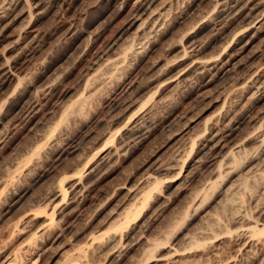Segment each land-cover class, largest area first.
Listing matches in <instances>:
<instances>
[{
  "label": "clouds",
  "instance_id": "9594fccd",
  "mask_svg": "<svg viewBox=\"0 0 264 264\" xmlns=\"http://www.w3.org/2000/svg\"><path fill=\"white\" fill-rule=\"evenodd\" d=\"M0 264H264V0H0Z\"/></svg>",
  "mask_w": 264,
  "mask_h": 264
},
{
  "label": "bare ground",
  "instance_id": "6f19581e",
  "mask_svg": "<svg viewBox=\"0 0 264 264\" xmlns=\"http://www.w3.org/2000/svg\"><path fill=\"white\" fill-rule=\"evenodd\" d=\"M53 211H55V210H53ZM136 211H138V210L135 208V205H132L126 209L127 215L129 217L134 216ZM36 215H37L39 222L42 224L44 221L41 218L45 216V211L44 210H37Z\"/></svg>",
  "mask_w": 264,
  "mask_h": 264
}]
</instances>
